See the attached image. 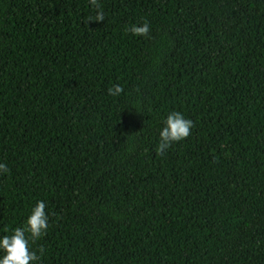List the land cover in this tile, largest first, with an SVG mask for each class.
<instances>
[{"label":"trees","instance_id":"1","mask_svg":"<svg viewBox=\"0 0 264 264\" xmlns=\"http://www.w3.org/2000/svg\"><path fill=\"white\" fill-rule=\"evenodd\" d=\"M96 2L0 0V235L43 200L39 264H264V0Z\"/></svg>","mask_w":264,"mask_h":264},{"label":"clouds","instance_id":"2","mask_svg":"<svg viewBox=\"0 0 264 264\" xmlns=\"http://www.w3.org/2000/svg\"><path fill=\"white\" fill-rule=\"evenodd\" d=\"M93 7L99 9L96 0H90ZM95 19L99 22L104 19V13L97 10ZM149 24H132L127 31L135 36H147ZM123 92L122 86L114 85L108 89L112 96H119ZM193 127V121L182 112L172 110L163 120V126L159 129V141L157 152L163 154L173 143L181 141L189 136ZM6 164L0 162V174L8 172ZM46 203L37 200L32 206L23 225L11 229L10 234L0 235V264H39V257L31 249V244L45 234L48 229L49 213L45 211ZM43 249H41V252Z\"/></svg>","mask_w":264,"mask_h":264}]
</instances>
